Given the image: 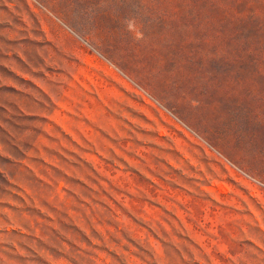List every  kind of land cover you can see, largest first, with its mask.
I'll return each instance as SVG.
<instances>
[{"label": "rangeland", "instance_id": "rangeland-1", "mask_svg": "<svg viewBox=\"0 0 264 264\" xmlns=\"http://www.w3.org/2000/svg\"><path fill=\"white\" fill-rule=\"evenodd\" d=\"M0 264H264V0H0Z\"/></svg>", "mask_w": 264, "mask_h": 264}]
</instances>
